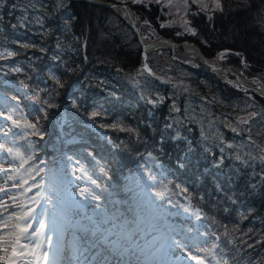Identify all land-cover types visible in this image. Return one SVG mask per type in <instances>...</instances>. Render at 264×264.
Segmentation results:
<instances>
[{
    "label": "trees",
    "instance_id": "obj_1",
    "mask_svg": "<svg viewBox=\"0 0 264 264\" xmlns=\"http://www.w3.org/2000/svg\"><path fill=\"white\" fill-rule=\"evenodd\" d=\"M117 1L132 5L145 37L224 53L223 64L264 84V0H221L222 10L190 14L186 28L164 23L155 1ZM176 54L201 61L182 46ZM147 60L150 71L135 31L115 8L0 0V108L16 111L14 123L2 114L0 121L9 130L4 140L24 157L10 158L18 177L27 188L45 182L51 196L56 188L64 195L62 176L76 161L86 173L81 189L107 196V182L116 181L125 214L136 217L130 190L121 188L151 154V176L185 196L217 233L216 256L225 264H264V98L221 80L205 63L174 59L168 47ZM93 155L107 173L105 186L97 187Z\"/></svg>",
    "mask_w": 264,
    "mask_h": 264
},
{
    "label": "rangeland",
    "instance_id": "obj_2",
    "mask_svg": "<svg viewBox=\"0 0 264 264\" xmlns=\"http://www.w3.org/2000/svg\"><path fill=\"white\" fill-rule=\"evenodd\" d=\"M152 1L157 2L158 6L163 10L164 17L161 18V20L164 21V23L168 25L174 24L180 27L183 26L184 28L187 27V22L190 14L198 13V11L202 10L201 5L199 3H193L192 0H188L187 7L183 6L182 0H172L171 4H169V0H152ZM213 10L214 9L212 3L209 0V8L207 11H213ZM142 24L144 25V22H142ZM198 46L199 45L196 43L194 44L185 43V46L182 47L185 50L191 52L192 54H198L199 57L201 58L200 62L198 60L193 59L192 57L182 58L179 55L177 54L176 55L182 59L194 60L199 64L205 63L206 65L207 64L206 60L201 56L199 51L196 49ZM171 56H172V52H171ZM215 56L218 55H213L212 57H208V58L214 59L213 57ZM201 66L203 68L202 64ZM206 67H207L206 69H209L208 64ZM237 72L243 75L239 71ZM226 73H230V72L226 71ZM245 77L251 78L250 76H245ZM254 78L258 80L256 77ZM262 84L263 83L261 84L257 83L256 85L258 87H261ZM253 85L256 86L255 84ZM242 90L245 91L244 89ZM136 94L140 95L138 92H136ZM250 95L254 96L253 93H251ZM3 98L4 96L0 95V99ZM7 111H8L7 106L6 108L1 107L0 115L1 114L6 115V117L8 118L6 120L7 124L14 123L16 120L15 117L16 111L15 112L10 111L11 115L13 116H11L10 114L9 115L6 114L8 113ZM29 113L31 114V116H33V109H29ZM4 125L5 124H2V122L0 121V144H3L5 148L12 149V147H10L8 143L4 140V135L6 134L7 131H9L6 128L7 126ZM71 139L72 138L68 140ZM11 157L13 156L9 155L6 152L0 153V168L7 170L6 172H0V189L5 190L3 192H0V197H1L0 203L8 204L10 201V205H8L7 207L8 209L7 214H10L14 209L13 212L16 211L18 215H23V212L27 211L28 208H32L35 209V211L38 210L39 212H41L43 216L39 217V225L41 224V222H43L46 225V227L43 229L44 237L42 239L48 238V235L51 233H54V235H56L57 228H55L56 227L55 223L63 221V218L65 220V223L68 224L70 221L74 226H76L79 222L85 223V220L83 218H87L88 221L90 222L89 224L92 226L104 225L107 228L113 230L115 233L122 232L120 237L117 239L121 241V238L123 237V240H125V243L126 242L128 243V246L129 244L134 245L135 243L136 244L138 243L139 245L137 244V246L140 247L142 246L140 245V243H142L141 241L143 240L146 244L143 245L145 247L147 246L148 241H150L152 239V236L154 235H155L154 237L155 243H157L158 241H160L161 238L163 239L164 237H166V234H171V235L174 234L175 236L174 242H179L178 250L181 253L180 257H182L181 263L185 264L186 262H188L189 264H200V260H194L191 258V257H198L202 259L203 264H225V262H223L222 260V257L216 256V251H218L219 249L217 245L218 244L217 233L214 232L213 228L210 225H208V222L205 221V219L204 220L201 218L198 219V210L191 204L189 205V202L187 203V199L185 196L180 195L179 197H177L174 191H169L171 190L170 188H166L165 190H163L166 187V184L162 181V179L154 177L153 180H149L147 178L149 175H151L150 173L151 167L152 164H154L155 162L151 154H147L145 168L142 170L143 172L140 174L138 173L136 178L135 177L125 178V180L123 181V186H122L123 188H121L123 191H127L131 189L130 192L131 194H129V197H132L131 205L134 208V210H136L138 213L136 211L134 212V215L136 216L134 218L132 216H128V217L129 218L132 217L134 223L127 221L126 216L124 217V215L119 210H116L117 209L116 207L111 206L112 205L111 202L115 203L118 202L119 200L118 194L120 192L118 190V185L116 184L117 183L116 181L111 180L107 182L108 187L107 188L105 187V190L107 191V193L110 192L107 196L101 194L99 195L100 197L99 200L93 201L90 198L88 200H85L84 198L79 196V191L81 190L82 188L81 186L84 183L83 177L85 176L86 173L80 172V170H78V163L75 160H73L75 162L73 165L72 173L70 174L65 173L62 176L64 177L63 182L65 183V185H67L69 189L68 192L66 191L64 195H61L60 189L56 188L57 194L55 196H51L53 195V193L50 192L49 187L44 185L45 182H42L41 185L39 184L40 187L27 188L29 182L27 181L25 183L24 181L22 182L20 180V177H18L16 171L17 169H19L18 168L19 165L14 164V160L12 159L10 160ZM93 158H94L93 159L94 165L92 166V174H94L96 179H99L98 180L100 183L99 186L101 185L105 186V183L103 181L107 179L106 177L107 173L100 166L99 161L95 159V157ZM11 177H14V179ZM28 189L31 190L28 191ZM91 191L95 192L93 190ZM38 192L40 193V196L37 197L36 194ZM158 192L164 194L165 198L163 200L158 199L156 197L155 194ZM31 197H36V201L30 199ZM20 198H22V200ZM49 199L51 202H49ZM69 204L72 205V209L66 213ZM97 204L100 205V209L96 208ZM109 204L111 205L109 206ZM172 204L173 205L175 204L176 208L174 207L172 215H169L170 207H172ZM17 205H20V207H17ZM5 212H6L5 208L0 207V215L4 214ZM124 212L126 213V210H124ZM114 217H116L117 219H114ZM67 218H69L70 220L69 221L66 220ZM148 220H149L148 222L149 224L146 227V223ZM187 220H190L191 222L187 223ZM176 227L178 228L176 229L177 231L175 232ZM140 228L142 229L141 232H140ZM66 230L67 229L63 230L61 240H63L65 238V235L67 234ZM29 232H31L30 229ZM131 232L133 233L137 232L138 234L139 233L143 234L144 232H147V234L151 233V237L138 236L139 239L137 240V238L135 237L136 234H133ZM133 235L135 236L133 237ZM190 235H193V237L190 238V240L188 241L187 239L190 237ZM56 237L59 238V236ZM85 237L87 242L91 240L90 235ZM81 239L82 236L80 233V229L79 230L74 229L73 227L72 231H69V236L67 237L65 246L70 247L73 245L75 246L83 245V251H85L87 249V242L85 244V240H84V242L82 243L80 241ZM22 243L27 244L29 242L22 241ZM175 245H177V243H175ZM154 246L157 247V244ZM45 250H46V246H45ZM133 252H134L133 250L130 251V253L125 257L123 264L142 263L140 257H138L137 259L131 262V259L133 258V254H134ZM189 253L191 254V256H189ZM88 255L89 252H87V256ZM71 257L72 256L70 255H65V259ZM87 259L89 260V258L86 257V259L84 260L85 263ZM99 261L100 260L96 261V263H99ZM41 263L44 264L43 261H41ZM0 264H2V262H0Z\"/></svg>",
    "mask_w": 264,
    "mask_h": 264
},
{
    "label": "bare ground",
    "instance_id": "obj_3",
    "mask_svg": "<svg viewBox=\"0 0 264 264\" xmlns=\"http://www.w3.org/2000/svg\"><path fill=\"white\" fill-rule=\"evenodd\" d=\"M129 190L131 192V189H129ZM20 199L22 200V198H20ZM118 199H119L118 202H115V203L111 202L112 205L109 204V206L111 205V206L116 207L117 208L116 210H119L124 215V217L126 216L127 221L133 222V218L132 217L129 218L124 212V210L121 206V201H122L121 198L119 197ZM6 205L7 206L10 205V201ZM71 209H72V205L69 204L67 207L66 213L68 211H70ZM13 211H14V209L12 210V212ZM7 213H8V209L6 210V212L4 214L0 215V219L8 216L9 214H7ZM15 213H16V211H15ZM5 214H7V215H5ZM34 215H35V219L30 221L32 224V228L30 229V231H32L34 229H38L40 227L39 217L43 216L41 214V212H39L38 210L34 212ZM83 219L85 220V223H80V222L78 223L77 222L79 225L77 223H75V224H77L76 226H74L69 221L70 220L69 218L66 219L69 221L68 224L65 223L64 218H63V221L55 223V226H56L55 228H57V233H56V235H54V233L49 234L48 237H50L52 239L51 244L45 245L46 251L48 252V257L50 255V257L47 261V264H61L58 262L63 260L65 258V255H70L72 257L69 258L70 261H68V259H64V261H66V263L63 262L62 264H123L125 257L132 250L134 251L133 252L134 254H133V258L131 259V262L133 260L137 259L138 257H140V260L142 263H139V264H183V263H181L182 257H180L181 253L178 250V245H176V246L173 245V244H175L174 234H172V235L166 234V237H164L165 236L164 235L163 236L164 238L163 239L161 238L160 241H158L157 243H155V238H154L155 235H154V236H152V239L150 241H148L147 246H145V247L143 246L145 244V242L143 240L141 241L142 243H140V245H142L140 247L137 246L138 243L137 244L135 243L134 245L129 244V246H128V243L127 242L125 243V240H123V237L121 238V241L119 240L115 244L116 239L120 237L122 232L115 233L113 230L107 228L104 225L92 226L89 224L90 222L88 221L87 218H83ZM114 219H117V218L114 217ZM148 222H149V220L146 223V227L149 224ZM189 222H191V221L188 220L187 223H189ZM63 227H66V228H63ZM73 227H74V229H78V230L80 229V233L82 236V239L80 241L82 243L85 240V244H86L87 240H86L85 236L91 235V237H90L91 240L87 243V249L85 251H83V245H78V246L73 245L70 247L62 245V244H64V241L67 240V237L69 236V231H72ZM177 228L178 227L175 228V232L177 231L176 230ZM65 229H67L66 230L67 234L65 235L64 240H61L63 230H65ZM179 229H181V228H179ZM141 230L142 229L140 228V232H141ZM131 231H132V229H131ZM131 233H133V232H131ZM133 234H136V236L133 235V237L135 236L137 238V240L139 239V237H142V236L143 237H151V233L147 234V232H144L143 234L142 233L138 234L137 232H135ZM56 236H59V238H57ZM55 237L57 238L58 241L55 240V242H54ZM192 237H193V235H190V237L187 240L189 241L190 238H192ZM156 244H157V247L154 246ZM131 245H133V246H131ZM29 246H31V245H29ZM64 246H65V249H64ZM77 247H78V249H77ZM87 252H89L88 256H87ZM62 255L64 257H61ZM86 257L89 258V260L87 259V261L85 263L84 260L86 259ZM98 260H100L99 263H96V261H98ZM187 263L188 262H186L185 264H187Z\"/></svg>",
    "mask_w": 264,
    "mask_h": 264
},
{
    "label": "snow or ice",
    "instance_id": "obj_4",
    "mask_svg": "<svg viewBox=\"0 0 264 264\" xmlns=\"http://www.w3.org/2000/svg\"><path fill=\"white\" fill-rule=\"evenodd\" d=\"M192 2L199 3L202 10L204 11H207L209 8V0H192ZM210 2L212 3L214 10H222L221 0H210ZM171 3L172 0H169V4ZM182 4L184 7H187L188 0H182ZM188 31L195 34L193 29L189 28ZM237 55H239V53H237ZM223 56L224 53H221L220 57L223 58ZM145 68H147V65H145ZM254 83H259V81L254 80ZM93 115H95V113ZM245 122L246 121L241 120V123ZM233 131H235V129H233ZM4 152L12 155L13 159H20L21 161H24L23 154L18 150L16 152H13V149L5 148L3 144H0V153ZM6 171V169L0 168V172ZM16 171L19 172V169H17ZM11 178L14 179V177ZM147 178L149 180L154 179V177H152L151 175H149ZM92 183L96 184V181H92ZM34 187H40V185H34ZM97 187H99V185H97ZM30 190L31 189H28V191ZM3 191L5 190L0 189V192ZM155 195L158 199L161 200L165 198L163 193L158 192ZM36 196H40V193L38 192ZM79 196L84 198L85 200H88L89 198L93 201L100 199L99 196L95 195V193H93L88 188L81 189L79 191ZM30 199L36 201V197H31ZM49 202H51L50 199ZM0 207H3L5 208V210H7L8 206L6 204L0 203ZM17 207H20V205H17ZM96 208L100 209V205L97 204ZM34 212L35 209L28 208L27 211L23 212V215H18L17 213L12 212L8 216L0 219V262H2V264H41V261H43L44 264H47L49 257L48 252L45 250V244L50 245L51 238L48 237L46 239H42L44 237L43 229L46 227L43 222H41L38 229H34L29 232V229L32 228V224L30 221L35 219ZM22 241H28L29 243H22ZM175 243L179 245V242ZM29 245H31V247H29ZM189 256H191L190 253ZM191 258L194 260H200V264H203L201 258Z\"/></svg>",
    "mask_w": 264,
    "mask_h": 264
},
{
    "label": "water",
    "instance_id": "obj_5",
    "mask_svg": "<svg viewBox=\"0 0 264 264\" xmlns=\"http://www.w3.org/2000/svg\"><path fill=\"white\" fill-rule=\"evenodd\" d=\"M87 1L92 2V3L101 4V5H104L107 7L115 8L116 10H118L122 13H125L126 18L129 21V24L131 25V27L135 31V33L139 39V42L142 46V54L144 56L143 65H144V67H145V65H147L146 69L148 71L151 70L149 62L147 60L148 54L150 51L157 49L159 47H168L172 52V57L176 60H180L181 62L186 63L188 65H191L193 67L202 68L201 64H199L198 62H196L194 60H189V59H182L176 55V47L179 45L185 46L184 41H177L172 37L164 36V35H158V36L153 37V38L145 37L142 34V32H141V30L137 24L134 9L129 2L117 1V0H87ZM193 49H190V50H193ZM196 49L199 51L201 56L206 61H207V59H209L208 57H210V56L205 54L199 46ZM213 58L214 59H210V60H212V62L208 63L209 69H207V70L213 71L214 73L218 74L221 77V79L226 81V82L240 86V88L244 89L249 94L253 93V94L259 95L262 98H264V86H261V87L254 86L252 83L249 82L248 78L239 74L233 68L222 64L220 62V59L218 56H215ZM220 71L230 72L233 75L232 79L228 78L226 76H221L219 74Z\"/></svg>",
    "mask_w": 264,
    "mask_h": 264
}]
</instances>
